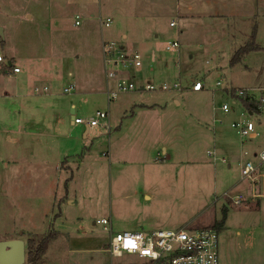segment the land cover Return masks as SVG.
Here are the masks:
<instances>
[{"label": "rangeland", "instance_id": "1", "mask_svg": "<svg viewBox=\"0 0 264 264\" xmlns=\"http://www.w3.org/2000/svg\"><path fill=\"white\" fill-rule=\"evenodd\" d=\"M166 2H170L168 10ZM175 4V0H0L2 64L12 60L22 68V77L35 74L33 87L39 89L32 94L31 85L23 86V94L29 91L36 96L7 99L4 90L12 96L14 79L0 75V241L23 240L24 264H31L29 241L36 245L43 236L54 235L43 233L57 229L51 225L57 220L76 239L91 245L81 246L100 244V251L68 252L65 234L56 242L49 240L37 264L110 263L105 251L110 235L96 223L102 218L111 219L112 233L176 230L188 222L199 229L217 223L222 208L227 217L218 230L219 264H263L264 201L233 205L217 198L225 192L229 196L243 194L238 191L241 184L234 188L239 180L235 156L239 138L228 117L236 114L224 115L218 107L230 103L227 91L232 86L264 89V50L249 51L241 64H229L232 44L243 46L240 42L253 28L254 44L264 48V16L260 15L264 14V2L254 22L239 17H230V21L202 17L190 23L175 15ZM76 17L80 25H75ZM105 18L112 23L102 28L100 22ZM142 22L158 36L138 44L143 47L136 49L141 65L137 74L134 68L126 73L136 76L133 83L137 88L163 83L180 86L178 90L135 91L164 110L148 111L144 120L136 123L141 131L135 128L123 134L135 124L130 126V109L117 121L116 105L137 94H120L107 106L102 42L119 49L133 41ZM171 22L176 27H170ZM233 31L236 37L228 40ZM172 42H178V48L167 51ZM125 50L127 55L135 53ZM151 54L156 56L154 62ZM143 76L145 81L139 84ZM196 80L206 85L205 91H190ZM43 85L59 96L54 101L48 99L49 104L38 100L34 104L38 96L44 98ZM71 85L70 95L62 92ZM90 88L94 93L91 98L73 96L74 91ZM173 98L180 100L178 108ZM71 104L76 118L82 120L110 110L111 133L96 125L84 137L83 125L71 124L67 110ZM214 111L223 119L222 125H215V133L211 126ZM117 122L120 130L114 126ZM208 150L224 157L230 166L213 161ZM64 163L72 171L63 170L66 172L60 175L57 164ZM71 172L73 179L64 181ZM65 182L70 183L68 195L75 201L74 208L63 199L59 201L65 194ZM145 193L148 198H143ZM60 211L67 219H57ZM113 262L142 264L135 256Z\"/></svg>", "mask_w": 264, "mask_h": 264}, {"label": "built area", "instance_id": "2", "mask_svg": "<svg viewBox=\"0 0 264 264\" xmlns=\"http://www.w3.org/2000/svg\"><path fill=\"white\" fill-rule=\"evenodd\" d=\"M78 17L75 24L79 25ZM112 21L105 18L102 26L109 27ZM170 27H175V22L169 24ZM178 42L169 43L166 46L167 51L176 50ZM103 65L105 75L108 79L117 77V70L124 71L131 68H138L141 65L140 56L136 53L125 54L119 49H115L109 43L102 46ZM3 57L0 55V63H3ZM18 68H13V73H18ZM134 77V76H132ZM220 82H216V86ZM179 83L167 85L166 83L160 86L147 84L141 87L145 91H166L170 89L178 90ZM204 84L201 81H193L190 85V90L193 92L201 91ZM46 88H44V91ZM66 89L65 91H68ZM132 78H120L114 89L107 91V99L114 101L120 94L126 92L138 91ZM37 91V89L35 90ZM228 95L233 97L236 102L241 104L243 111L240 112L239 118L230 123V127L243 140H251L259 135L256 130L254 120L264 118V94L254 97L251 92L243 89L232 88L228 90ZM246 102L249 107L243 105ZM224 114H230L232 108L223 103L220 106ZM108 117L107 112L97 111L94 117L82 120L74 117V124H80L90 129L99 125L100 120H105ZM208 156H213L212 152L207 153ZM221 162H226L220 159ZM264 166V147L259 149L251 156L250 159L243 160L240 164L239 178L242 182L249 185L250 193L248 195L236 194L229 196L227 192L221 197L230 200L233 205L240 204L249 198H264V192L260 188V181L264 179V174L260 172V168ZM96 223L103 226L104 230L108 231L110 239L107 245L106 252L109 254L110 263L115 264L113 259L135 256L142 261V264H219L218 247V232L210 227H200L196 229L189 224H186L180 229L170 230H151L129 231L112 233L111 220L100 219ZM264 249V248H263ZM264 264V261H263Z\"/></svg>", "mask_w": 264, "mask_h": 264}, {"label": "crops", "instance_id": "3", "mask_svg": "<svg viewBox=\"0 0 264 264\" xmlns=\"http://www.w3.org/2000/svg\"><path fill=\"white\" fill-rule=\"evenodd\" d=\"M194 3H187V4H183L182 2H180V0H175L176 4L174 6V13L175 15H180L181 18L183 19H186L187 21H189L190 23H194L196 21L199 20V18H208V19H225V20H229V18L233 17L234 19L239 17L238 20H252L254 22V20L256 21L257 20V16H258V10L260 9V6L263 5V2L264 0H192ZM166 8L167 10L170 8V6H168L170 4V2H166ZM261 16H264V14H260ZM76 20V18H75ZM78 20V19H77ZM75 22V21H74ZM102 23L103 22H100V26L103 28L102 26ZM76 25V24H75ZM80 25V23H79ZM254 26V25H253ZM176 27V26H175ZM253 28V27H252ZM138 29L140 30H137L135 31L136 33H133L134 35L132 36V39L133 41L132 42H128L126 45H119V50L120 51H124V49H126L127 51H131V52H135V53H139L136 49H139V50H142L141 47H139L138 44H140V46H142V42H144V40H147L149 36H153V37H157L158 35L155 33V31H148V27L145 23H141L139 26H138ZM254 29V28H253ZM252 29L251 32H253L254 30ZM159 31V30H158ZM127 32V31H126ZM133 32V31H131ZM250 32V34H251ZM128 33V32H127ZM130 34V32H129ZM128 34V35H129ZM250 34H248L247 36H245L246 38L243 39L242 42L240 43H243L244 45H246L248 42V37L250 39ZM229 39L228 40H231L232 38H235V32L233 31L232 34H229ZM126 38V34H123V39ZM249 41V40H248ZM103 44H106L104 41L102 42V46ZM110 44V43H109ZM237 44H232V48H231V54H233L236 50H238L240 47L242 46H239L237 48V46H235ZM239 45V44H238ZM243 45V46H244ZM258 48H260L258 45H256ZM149 48L147 49H143V50H148ZM125 50V51H126ZM260 50H264V48H260ZM258 51V50H256ZM142 53V52H141ZM141 56V55H140ZM233 56V55H232ZM155 57V59H154ZM149 58L151 60V62H154L156 60V56H154V54H151L149 55ZM154 59V61H153ZM244 59V57L238 62V64H241L242 63V60ZM7 61V64H0V75H3V76H6L8 78H11V79H14V89H13V94H11L12 96H10L7 91L4 90V95L6 96L7 99H10V98H14V99H18V98H25V97H28V98H31V96H36V95H32L33 93H36L37 91H39V89L36 87H33V85L36 83L35 80L33 79L35 76V74L32 75H29V74H25L23 75H19V74H24L22 73V68L20 67V65L18 64H15L14 61L12 60H6ZM216 62H219V59L216 60ZM230 64V62H229ZM104 66V65H103ZM231 66V65H230ZM13 68H18V73H13L12 72V69ZM139 68V67H138ZM133 68H131L132 70ZM137 68H134V70H136ZM130 69L127 71L129 72ZM142 70H139L138 72L141 73ZM163 71V70H161ZM25 72V71H24ZM136 74H137V70L135 71ZM105 75V74H104ZM128 75L130 78H132V80H135V75L132 73L131 74H127L126 73V70L124 71H118L117 70V77L115 79H108L105 75V87H106V91H105V95H106V102H107V106H110L109 104L111 102H115L116 100H118V97L117 99H115L114 101H109L107 99V91L108 90H112L115 88L116 86V83L117 81L120 79V78H125V76ZM67 76L68 78L70 77L71 78V74L70 72L67 73ZM134 76V77H132ZM146 79H150L149 77H146ZM143 81H145V77L143 76L142 79L140 80V83L139 84H143ZM200 81V80H198ZM193 82V81H192ZM50 86L52 87L53 89V86H52V81L50 82ZM207 83V82H206ZM29 85H31V87H33V92L32 94H29V91H28V94H23V91L24 89H22V87H29ZM191 85V84H190ZM206 85L204 84V88L201 89V91H196V92H203L205 91ZM44 88H46V90L44 91ZM72 88L73 86H69L68 88H65L63 89V93H67V94H71L72 93ZM232 88H236V87H231L229 89H232ZM21 89H22V93H21ZM37 89V91H35ZM66 89H69L68 91H65ZM189 89H190V86H189ZM236 89H243V90H247L249 92L252 93V95L254 97H257L259 96L260 94H264L262 93L263 92V88H256V87H247V88H236ZM139 92L140 91H143L141 90V87H139ZM191 91V90H190ZM52 92V91H51ZM49 92V89L46 85H43V87L41 88V94H43L42 96L44 98H40L38 96V99L36 100H33V103L35 104L36 101H40L41 103L43 104H49L48 103V99H51L54 101V99L57 98V96H59V94H57L56 92L54 93H51ZM194 92V93H196ZM128 93H131V94H137V95H134V97H131V98H125L123 99L121 102H119L117 105H116V109H115V113H116V120L118 121V117L123 113V114H126V112L128 111L127 109H130L131 110V114L129 115V122H130V126L131 124H135V127L132 126V130L127 127L126 130H124L123 132L122 131H119V132H122L123 134H126V133H131V131H133L135 128V131L136 132H139L142 130L141 127H137L136 123L140 120H144L145 116L148 115L150 112L148 111H153V109H157V110H164V106H160V105H157V103H150V101H148L147 98H144V95H139L141 93H137L135 91H132V92H128ZM128 93H125V94H128ZM94 93H92V88L89 89V91H74L73 93V96L76 98V97H86V98H91V95H93ZM227 94H228V91H227ZM9 96V97H8ZM41 96V95H40ZM229 96V95H227ZM230 98V103L228 104L231 108H232V111L230 114H232V112H234V114H236V117L235 115H233L232 117H228L230 122H229V125L231 122H233V120H237L239 118V114L241 111H243L242 107H241V104L238 102H236V100L231 96H229ZM39 102V103H40ZM172 103L178 108L180 106V100L176 99V98H173L172 99ZM213 103V102H212ZM225 103V102H223ZM222 103V104H223ZM243 105H244V102H242ZM227 104V103H226ZM236 105V106H235ZM221 106V105H220ZM237 107L235 109V111H233V107ZM246 106V105H245ZM220 108V107H218ZM67 110L70 112V115L72 117L71 119V124H74L73 122V119L75 116V111H74V105L71 104ZM108 110V109H107ZM216 110V108H215ZM53 111V109L51 110ZM220 111H221V108H220ZM110 110L107 111L108 113V117L107 119L103 120V121H106L105 126H103L101 124V121L100 120L99 122V127L100 128H104L106 130H109V132L111 133V126H110ZM222 112V111H221ZM222 114H224L222 112ZM224 115H228V114H224ZM130 119H133V121H131ZM264 118H260L259 120H255V125H256V130L257 132L259 133V135L251 140H243L241 139L238 135V138H239V154L238 155H235L236 158L238 159V167L240 169V164L243 162V160H247V159H250L251 156H253V154L255 152H257L259 149L263 148L264 147ZM223 123V119L221 116H219L215 111L213 113V116H212V121H211V126L213 127V133L216 132L215 130V125L218 124V125H222ZM118 124V122H117ZM116 130H120V124L118 125H114ZM127 126V125H126ZM86 130H85V133H84V137H87L88 136V133L90 131V129H87L85 126H83ZM232 130V129H231ZM233 131V130H232ZM236 134V133H235ZM224 135V134H223ZM214 142V140H213ZM164 150H166L164 148ZM208 152H212L213 153V156H208V157H213V161H220V159H224V157H217V154L216 152L213 150V151H207ZM206 153V154H207ZM235 158V159H236ZM226 161V160H225ZM223 163V162H221ZM223 164L227 165L228 167L230 166L228 164V162H224ZM58 167H57V171L59 172V174L61 175L62 172H66V171H63V170H71V167L69 166H66L65 163L64 165L63 164H57ZM79 168V167H78ZM260 172L262 174H264V166H262L260 168ZM69 179L70 181L73 179V172H71V175L69 178H66L64 179L67 180ZM68 180V181H69ZM67 181V182H68ZM65 182L64 186H65V194H63L61 196V198H59V201L61 202V200L63 199L64 201V204L67 205L68 207H72L74 208L75 206V201L74 200H71L69 199V191H68V186L70 185V183H67ZM147 183V182H146ZM242 185L243 187L238 190V191H242L243 194L248 195L250 193V188H249V185L245 182H242L239 178V180L237 181V183H235V186L234 188H236L238 185ZM57 188L56 187V191H57ZM260 188L261 190L264 192V179H262L260 181ZM235 189H233L234 191ZM236 191V190H235ZM228 194V193H227ZM242 194V193H241ZM222 195L218 196L217 200L220 198H223L221 197ZM148 198L149 195L147 193L144 194L143 198ZM55 196L53 198V201L56 203L55 201ZM216 200V202H217ZM249 200L253 201V200H261V201H264V198L263 199H259V198H249ZM54 206V205H53ZM58 218L57 219H60V220H63V219H67L65 217V214L62 213L60 211V213L57 215ZM76 219H78L79 217H75ZM102 219H106V218H102ZM111 220V219H110ZM58 221V220H57ZM57 221H55V223H51V225L53 224V227L54 225H56L57 229H54L52 228V230H49V231H44L45 233L43 234H46L48 232H52L54 233V237L55 239H52L51 242H56L57 239L63 237V235L67 234L68 236V242H67V251L68 252H74L76 250H78V252L80 253H89L91 250V252L93 251H100L99 247H100V244H98V246H93V247H89V246H81V244H88L85 243V242H82L80 241V239H76L75 237V234L73 235L72 233H69V231H66V228L63 229V224L61 223H58ZM94 224V222L92 223ZM186 224H190V222L186 223ZM185 224V225H186ZM192 226V225H191ZM210 227V226H209ZM111 228H112V224H111ZM195 228V227H194ZM50 242V243H51ZM90 245V244H88ZM91 246V245H90ZM263 248H264V244H263ZM48 249V248H47ZM106 251V250H105ZM47 252V250H46ZM45 252V254H46Z\"/></svg>", "mask_w": 264, "mask_h": 264}, {"label": "trees", "instance_id": "4", "mask_svg": "<svg viewBox=\"0 0 264 264\" xmlns=\"http://www.w3.org/2000/svg\"><path fill=\"white\" fill-rule=\"evenodd\" d=\"M250 36V40L248 41V43L242 47H240L238 50H236L233 53V56L231 57L230 60V65H234L236 63H238L243 57H245L249 51H256V50H260V48H258L254 42H253V38L255 37L254 35V31L251 32ZM244 105H246V107H249V105L244 102ZM221 219L219 221H217V223L213 224L212 226H210V228L214 229L216 232H218V230L224 225L227 214L226 211L224 210V208L221 209ZM55 239L53 234H47L45 236H43V238L40 240L39 243H37L36 245H34L33 241H29L28 243V262H30L31 264H37L39 257H40V253L43 252V250L46 248L49 240Z\"/></svg>", "mask_w": 264, "mask_h": 264}, {"label": "water", "instance_id": "5", "mask_svg": "<svg viewBox=\"0 0 264 264\" xmlns=\"http://www.w3.org/2000/svg\"><path fill=\"white\" fill-rule=\"evenodd\" d=\"M0 35H2L1 30ZM25 256V243L23 240L0 241V264H24Z\"/></svg>", "mask_w": 264, "mask_h": 264}]
</instances>
